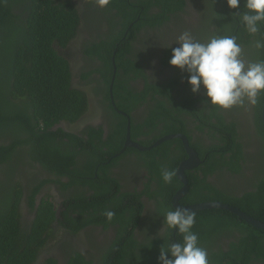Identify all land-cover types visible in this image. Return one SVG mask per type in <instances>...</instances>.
Listing matches in <instances>:
<instances>
[{
  "label": "flooded vegetation",
  "instance_id": "af4514ba",
  "mask_svg": "<svg viewBox=\"0 0 264 264\" xmlns=\"http://www.w3.org/2000/svg\"><path fill=\"white\" fill-rule=\"evenodd\" d=\"M61 1L80 18L76 35L62 51L84 111L47 131L60 133L59 144L69 142L63 132L79 137L78 154L67 162L72 172L47 168L28 143L17 144L6 160L0 156V212L13 207H4V201L20 190L18 232L27 243L21 250L31 244L34 250L28 264H159L161 247L177 239L171 230L165 239L158 235L164 214L199 203L231 204L264 222V131L256 105L247 99L228 110L208 104L204 90L193 94L187 74L169 64L171 49L165 48L185 30L202 42L218 33L239 38L241 26L233 13L245 10L244 0L239 9H230L227 0H118L119 6L111 1L105 8L95 0ZM106 40L116 45L109 83L102 74L105 62L91 49L97 44L102 50ZM240 44L243 58L252 61L254 50ZM118 46L140 69L129 75L119 69L121 85L115 89ZM182 136L199 161L184 170L188 189L175 200L185 185L180 164L190 158ZM0 144H12L11 137H0ZM163 169L176 173L171 183L163 182ZM41 205L53 219L36 232L31 229ZM211 209L218 208L192 210L196 223L219 227L209 232L208 246L199 241L209 264H264L263 256L248 255L245 248L254 232L242 224L253 225L231 211L232 219L222 215L221 220L200 213ZM108 210L115 213L111 221L104 215Z\"/></svg>",
  "mask_w": 264,
  "mask_h": 264
},
{
  "label": "trees",
  "instance_id": "16d2710c",
  "mask_svg": "<svg viewBox=\"0 0 264 264\" xmlns=\"http://www.w3.org/2000/svg\"><path fill=\"white\" fill-rule=\"evenodd\" d=\"M111 1L115 6L120 5L118 0ZM131 17L129 16V19ZM79 20L77 10L61 0H0V137L4 135L11 137L13 144L7 146L0 144V156L4 157V160L10 157V152L17 144L28 143L34 158L40 160L47 168L72 172L67 162L72 164L78 154L81 146L79 137L70 132H63L69 142L59 144L57 137L60 133L54 131L50 133L47 130L62 119L74 121L84 111L82 96L71 87L70 64L62 51L67 49L71 39L76 35ZM142 21L154 24V20ZM261 29V33L252 41L243 27L239 28L238 41L244 43V49L254 50L249 57L252 61H255L254 58L264 60V49L258 50L254 46L256 39H264V28ZM232 31H235L234 28ZM98 46L100 45L94 44L91 49L105 62L102 74L109 83L113 72L111 56L116 45L106 40L103 41L102 50ZM127 47L130 49V45ZM117 49L115 89L121 85L119 69H123L127 75L130 70L137 72L140 69L134 60L124 58L128 50H123L119 46ZM167 54L166 59L169 57L168 52ZM86 76L87 74H84V77ZM121 88L118 87L120 90ZM133 94L140 98L142 93ZM263 101L264 93L258 98L254 109L256 119L264 131L261 119ZM165 107L157 106V109L162 110ZM22 133L28 135L29 139L21 138ZM113 149L115 148L112 147L111 150ZM92 158L93 155L90 160ZM104 167L101 169L105 174ZM10 190L7 184L6 191ZM20 197V190L12 192L9 200L4 201V207L6 204H13V207L0 212V264H28L32 258L34 251L31 248L32 244L21 250L27 243L19 239L21 235L18 232L17 218ZM165 202L168 203L166 200ZM167 206L171 208L170 204ZM38 213L31 229L36 232L53 219L52 211L44 215L43 205L40 206ZM200 213L208 215L212 213L211 217L220 220L222 215H230V219L233 217V213L223 209L203 210ZM242 225L254 232L250 234L251 241L245 246L248 255L264 257V229ZM217 229L219 227L215 225L203 227L196 223L193 231L198 234L199 241L208 246L210 243L208 237Z\"/></svg>",
  "mask_w": 264,
  "mask_h": 264
},
{
  "label": "clouds",
  "instance_id": "9594fccd",
  "mask_svg": "<svg viewBox=\"0 0 264 264\" xmlns=\"http://www.w3.org/2000/svg\"><path fill=\"white\" fill-rule=\"evenodd\" d=\"M111 0H95L105 8ZM230 9H239L241 0H227ZM244 11L233 13L235 22L242 26L250 37L261 33L264 25V0H244ZM173 44L179 45L173 47ZM173 44L169 64L187 73V83L193 94L204 90L208 104L228 110L242 106L245 99L252 105L264 93V60L246 61L243 48L235 35L213 34L202 42L191 31H183ZM256 49H264V39L254 41ZM174 171L163 169L161 178L171 183ZM111 221L115 213H104ZM196 214L189 209L175 208L164 214V225L159 236L165 239L166 230L175 231L177 239L161 247L159 264H209L207 250L200 246L199 237L193 228Z\"/></svg>",
  "mask_w": 264,
  "mask_h": 264
},
{
  "label": "water",
  "instance_id": "95a60500",
  "mask_svg": "<svg viewBox=\"0 0 264 264\" xmlns=\"http://www.w3.org/2000/svg\"><path fill=\"white\" fill-rule=\"evenodd\" d=\"M261 117H262V121L264 123V101L262 104ZM171 136L172 135L165 136L160 141H158V143L170 138ZM182 138H183L184 145L190 154V158L185 159L180 164L179 172L182 175V181L184 182L185 185L179 190L177 196L175 197V200H178V198H180L188 189V181L185 177L184 170L192 167L194 164H196V162L199 161L196 151L189 145L188 140L184 136H182ZM137 146H139L140 148H143L140 145H137ZM180 208L189 209L190 211L196 210V209H206V208L224 209V210L231 211V212L237 214L241 218L245 219L249 224H251L257 228L264 229V222L257 220L256 218L246 214L245 212H243L242 210H240L239 208H237L231 204L221 203V202H207V203H199V204H194V205H190V206H186V207H180Z\"/></svg>",
  "mask_w": 264,
  "mask_h": 264
}]
</instances>
